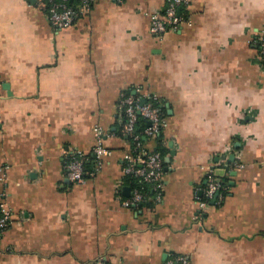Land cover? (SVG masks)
<instances>
[{
	"label": "crops",
	"instance_id": "crops-1",
	"mask_svg": "<svg viewBox=\"0 0 264 264\" xmlns=\"http://www.w3.org/2000/svg\"><path fill=\"white\" fill-rule=\"evenodd\" d=\"M165 2L94 0L58 30L41 0H0V264H264V3L191 0V23L159 37ZM127 94L166 110L146 140L167 149L159 203L124 206L131 144L117 134L97 173L67 176L70 151L93 156L95 126L117 129ZM210 168L226 169L227 194L201 214Z\"/></svg>",
	"mask_w": 264,
	"mask_h": 264
},
{
	"label": "built area",
	"instance_id": "built-area-1",
	"mask_svg": "<svg viewBox=\"0 0 264 264\" xmlns=\"http://www.w3.org/2000/svg\"><path fill=\"white\" fill-rule=\"evenodd\" d=\"M45 3L49 22L58 30L74 25L76 19L88 14L92 10L94 0H41ZM122 3L124 0H116ZM191 0H166L162 9L156 10L151 16L150 32L155 36H163L167 32H178L184 24H190L191 19L182 12V8L188 6ZM261 58H264V29L255 39ZM1 97V89H0ZM159 98L154 94H127L119 102V120L123 122L122 132L131 137V149L123 156L124 175L131 176L139 182L140 186L132 189L129 198L124 199L125 207L138 205L144 202L148 195L146 188H150L153 200L157 203L162 201L164 193V156L158 150H149L143 138H155L160 135L166 126L165 116L162 112ZM146 120L147 126L142 132H136L140 120ZM125 120V121H124ZM95 145L93 147L94 170L87 171L89 153L80 150L69 152L67 161V176L72 182H81L86 174L93 176L97 173L106 157L111 155L106 145V139L115 133L103 126L94 127ZM238 164V167H242ZM2 171V168H0ZM146 186V188H145ZM226 189L214 169H209L208 182L202 195L198 196L201 214L207 210L211 201L223 199L222 191ZM0 194V237L12 222V214L6 204L1 200ZM200 214V215H201ZM199 217V216H198ZM94 264H109L104 259H98ZM164 264H190L188 256H178L175 261H167Z\"/></svg>",
	"mask_w": 264,
	"mask_h": 264
},
{
	"label": "trees",
	"instance_id": "trees-1",
	"mask_svg": "<svg viewBox=\"0 0 264 264\" xmlns=\"http://www.w3.org/2000/svg\"><path fill=\"white\" fill-rule=\"evenodd\" d=\"M162 112H163V114L166 113V110H165L164 107L162 108ZM146 126H147V121L146 120H143V119L140 120L139 123H138V125H137L136 132H138V133L142 132L143 129ZM122 129H123V122L121 124H119V126L117 127V129L114 131L115 134H117L119 137H121L124 140H126L127 143L131 142V137H128L125 134H123ZM142 139H143L144 142H146V140H147V138H143V136H142ZM157 142H158V144H157V149L156 150L160 151L162 154H164L165 152H167V149L164 148V147H162L161 142H160V138H157ZM88 158L89 159H88V162L86 163V170L91 172V171L94 170V164H93L94 163L93 162L94 157L91 156V154H89L88 155ZM90 176H91L90 174H86V177H90ZM221 182H222V184H224L225 187L228 186V179L227 178H223L221 180ZM126 183L129 186H131L132 189L134 187L140 186L139 182H137V180L135 178L131 177V176H127L126 177ZM145 188H146V186H145ZM146 191H147V195H148L147 198H149L152 195L150 193V188L147 187L146 188ZM221 191H222L223 196H225L227 194V190L226 189H223Z\"/></svg>",
	"mask_w": 264,
	"mask_h": 264
},
{
	"label": "water",
	"instance_id": "water-1",
	"mask_svg": "<svg viewBox=\"0 0 264 264\" xmlns=\"http://www.w3.org/2000/svg\"><path fill=\"white\" fill-rule=\"evenodd\" d=\"M225 173H226V169H223V168L216 169V171H215V174L219 177V179L221 177H223L225 175ZM127 190H128V188H127ZM215 201H216V197L211 201V203H215Z\"/></svg>",
	"mask_w": 264,
	"mask_h": 264
},
{
	"label": "clouds",
	"instance_id": "clouds-1",
	"mask_svg": "<svg viewBox=\"0 0 264 264\" xmlns=\"http://www.w3.org/2000/svg\"><path fill=\"white\" fill-rule=\"evenodd\" d=\"M261 3H264V0H260Z\"/></svg>",
	"mask_w": 264,
	"mask_h": 264
}]
</instances>
